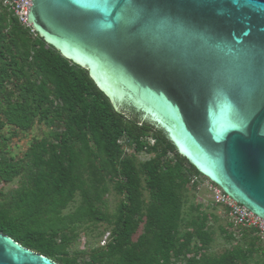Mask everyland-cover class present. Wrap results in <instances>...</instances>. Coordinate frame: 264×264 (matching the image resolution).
<instances>
[{
  "label": "trees",
  "instance_id": "trees-1",
  "mask_svg": "<svg viewBox=\"0 0 264 264\" xmlns=\"http://www.w3.org/2000/svg\"><path fill=\"white\" fill-rule=\"evenodd\" d=\"M35 124L46 131L16 158L9 141ZM139 153L151 157L138 161ZM199 176L162 130L132 109L116 111L87 70L0 0V181H19L0 200V233L57 264H264L257 230L231 223L238 237L218 227L230 247L206 254L217 217L194 201ZM110 187L118 196L112 212ZM76 195L79 204L63 213ZM103 224L104 245L71 251L80 228Z\"/></svg>",
  "mask_w": 264,
  "mask_h": 264
},
{
  "label": "water",
  "instance_id": "water-1",
  "mask_svg": "<svg viewBox=\"0 0 264 264\" xmlns=\"http://www.w3.org/2000/svg\"><path fill=\"white\" fill-rule=\"evenodd\" d=\"M27 22L264 220V0H31ZM0 264H57L0 233Z\"/></svg>",
  "mask_w": 264,
  "mask_h": 264
},
{
  "label": "rangeland",
  "instance_id": "rangeland-1",
  "mask_svg": "<svg viewBox=\"0 0 264 264\" xmlns=\"http://www.w3.org/2000/svg\"><path fill=\"white\" fill-rule=\"evenodd\" d=\"M46 131V127L43 124H35L33 129L27 134H18L14 136L9 141V149L10 152L15 155L16 158H20L23 156L24 152L27 150L29 143L32 138H41L43 133ZM3 133H6V129L3 130ZM122 142V141H121ZM124 151L128 153L133 152L132 147L124 146ZM151 156L145 153H139L137 155L138 161L148 160ZM195 182L198 181V189L196 191L195 203H198L202 206L203 211L206 213H213L217 217V221L208 222V225L213 228V242L210 244L209 249L206 251V254L212 256H219L226 249L230 247V243H227L225 238L219 233L218 227H223L227 231H231L235 236L238 237V230L232 226H228L230 224L227 213L224 211L223 207L220 205H215L212 201V194L209 191V184H211L204 176L200 175L199 177L194 178ZM19 186L18 178L14 179L11 183H3L0 181V200L3 196H7ZM110 186V185H109ZM214 186V185H213ZM215 187V186H214ZM106 201L108 210L112 212L115 209V206L118 201V196L114 193L112 188L110 187L109 193L106 195ZM80 198L78 195L75 196L73 201L69 203L68 207L63 213H68L73 211L76 206L79 204ZM103 231V236L98 237V233ZM108 236V232H104V224L95 228L94 231H86L83 228L78 230V235L73 240V244L71 246V251L83 250L87 246H102L104 245L106 238ZM264 241V240H263Z\"/></svg>",
  "mask_w": 264,
  "mask_h": 264
},
{
  "label": "built area",
  "instance_id": "built-area-1",
  "mask_svg": "<svg viewBox=\"0 0 264 264\" xmlns=\"http://www.w3.org/2000/svg\"><path fill=\"white\" fill-rule=\"evenodd\" d=\"M3 3L8 10H10L13 15L18 18L21 25L33 32L30 24L27 22V15L31 0H3ZM193 182H195L194 178L191 183ZM214 186L209 184L208 187L212 194V201L214 204L220 205L226 209L229 222L236 227L256 229L257 233L264 239V220L253 215L246 208L234 202L218 187Z\"/></svg>",
  "mask_w": 264,
  "mask_h": 264
}]
</instances>
